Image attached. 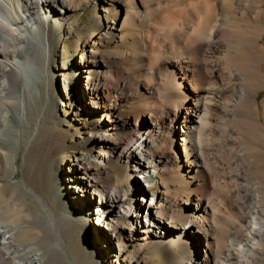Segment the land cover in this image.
<instances>
[{
    "label": "bare ground",
    "instance_id": "obj_1",
    "mask_svg": "<svg viewBox=\"0 0 264 264\" xmlns=\"http://www.w3.org/2000/svg\"><path fill=\"white\" fill-rule=\"evenodd\" d=\"M83 6L102 20L71 49L59 40ZM56 77L66 94L53 121ZM55 122L75 132L54 167L88 196L71 194L104 264H264V0H0V172L25 147L22 182L49 220L38 231L0 220V264H64L59 252L79 264L63 228L90 225L34 182L59 144ZM112 163L148 183L145 196L127 195ZM11 201L0 215L22 210Z\"/></svg>",
    "mask_w": 264,
    "mask_h": 264
},
{
    "label": "rangeland",
    "instance_id": "obj_2",
    "mask_svg": "<svg viewBox=\"0 0 264 264\" xmlns=\"http://www.w3.org/2000/svg\"><path fill=\"white\" fill-rule=\"evenodd\" d=\"M96 9L94 6L91 7H82V10L80 12V18L78 20L77 25L74 27L73 33L69 36H62L59 42L61 44H65L66 46L69 45L71 49H74L77 42L79 43L81 37L84 33L90 32L92 29H96V25L102 20V15L96 12V15L91 14V10ZM65 37V38H64ZM60 38V29H56L54 34V40H58ZM74 52H70L71 57H75ZM70 57V56H69ZM68 56L62 58L61 53L57 57V61L61 62L62 60H68ZM82 81V84L84 83V77L80 79ZM74 85L70 84V86L67 88V93L74 92L73 89ZM53 94H55L54 98V105L52 107V110L50 112L51 120L55 121V116L62 115V99H65L66 91L64 89V84L62 81L58 80V77L54 80V86H53ZM78 102L80 103L81 100L76 97ZM82 104V103H81ZM78 110L77 116L83 117L86 115L85 108L80 107V104L77 103ZM82 106V105H81ZM42 111V104L40 101L36 103V105L33 107L32 115H31V123L35 126L37 117L40 116ZM125 113V112H124ZM39 115V116H38ZM76 116V117H77ZM78 118V117H77ZM55 125H51L48 133L53 135V139L58 142L59 144H55L53 154L46 162V167L40 169V173H35L34 176V182L36 183L39 191L43 193L51 202V204L55 207L57 213L59 215H63L66 213L67 210L74 211L75 216L78 220L81 221V223H84L86 219V216H84L85 209H80V207H76L74 205V202L71 198V194L74 193L76 195H81V198L87 199L88 196L85 194L79 192L76 190V184H70L71 181H69V177L66 176L67 173H70L69 171L66 172V166L63 165L60 169H55L54 167V159L56 155H59V151L61 147L63 146H73L71 143L66 141L65 139L60 142L62 138H65V136L68 134L75 135L74 131L72 132H66L65 127H60L58 124L53 123ZM114 124V123H112ZM46 135V132H44ZM76 137V136H75ZM75 140H78L77 137ZM97 142H101V140H98ZM75 145V144H74ZM25 147H22L17 152H12V156H16L14 160V164L11 166V168L7 169V171H1L0 172V178L2 179L1 185L2 188L0 189V201L3 204H6L7 202H13L11 201V198L13 196H16L18 198V202L20 204V207L22 210L15 214L4 213L0 215V220L9 222L11 220H15L16 218L23 221L25 223L24 227H30L34 230L37 229L40 230V228L47 230L45 226L48 223V217H44L43 223L39 222L40 217L45 213L44 208L41 205V202L38 200L36 195L30 191L25 184L22 182L23 172L21 169V165L23 162V155H24ZM15 164L18 166L15 167ZM74 166V165H73ZM110 166L113 167L112 173L115 175L117 184L124 182L122 184V188L124 191H126V194L137 195V197H143L145 196L144 191H141V188H145V186L148 185V183L140 180L138 178L140 175L143 174V168H139L138 172H135L137 182H129L128 180L125 182L124 178L126 176V170L121 166V164L112 163ZM123 168V169H122ZM72 173V172H71ZM42 174V175H41ZM44 174V175H43ZM69 179V180H68ZM65 182V183H64ZM140 183V184H139ZM116 184V185H117ZM156 187H153L150 190H154ZM61 189V190H60ZM73 190V191H72ZM70 196V197H69ZM9 200V201H8ZM93 203L91 206V211L98 212L101 210L102 206L100 208H97L99 205V202L96 201V198L93 200ZM100 206V205H99ZM98 206V207H99ZM95 207V208H94ZM82 210V211H81ZM95 214V213H94ZM47 215V214H46ZM94 217H96L94 215ZM93 217V218H94ZM39 218V219H38ZM87 221V220H86ZM91 222H85L86 225H90L89 227H86L85 229H80L78 226H70V228L67 226L63 228V232L65 233V240L67 243V250L70 252V255L72 258L77 261L79 264H98L97 259L101 262V264H104L105 258L102 254V250L96 245L95 243V229L92 225V217H90ZM162 232L161 228L158 229ZM52 233V238L49 241L50 243H56L57 239L55 238V232L50 229ZM160 233V232H159ZM168 234V233H167ZM24 238H30L29 240L34 238V232L29 231L24 234ZM38 248H43L42 245L38 246ZM116 248L114 247L113 250ZM146 250L149 252L151 249ZM59 258V261H61L64 264L67 263V259L64 256L63 253L59 252L56 254ZM97 258V259H96ZM101 259V260H100ZM152 264H160L158 256L153 260Z\"/></svg>",
    "mask_w": 264,
    "mask_h": 264
}]
</instances>
